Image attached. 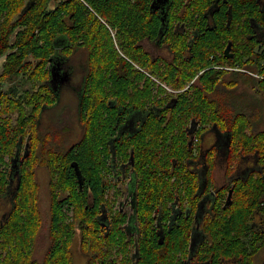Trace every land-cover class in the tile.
Instances as JSON below:
<instances>
[{"label":"trees","instance_id":"trees-1","mask_svg":"<svg viewBox=\"0 0 264 264\" xmlns=\"http://www.w3.org/2000/svg\"><path fill=\"white\" fill-rule=\"evenodd\" d=\"M199 2L166 8L161 22L151 0H0V77L13 80L0 90V165L16 172L13 202L0 225V264H74L76 248L85 251L84 264H111L120 235L115 229L99 235L94 220L99 202L115 199L111 167L124 165L132 152L138 198L152 190L172 198L174 169L196 161L191 122L226 132L224 152L211 156V147L206 165L243 166L249 160L264 167V11L256 40L248 37L249 24L237 21L241 8L253 10L251 0H231L229 24L221 10L207 28ZM194 24L200 28H185ZM143 38L161 47L160 54L150 55ZM227 39L237 52L231 58L222 54ZM75 60L83 64L73 87L82 131L67 144L69 126L51 135L39 128L38 118L58 99L62 82L54 79L69 75ZM133 111L143 122L133 133L118 132ZM25 137L30 145L19 159ZM38 167L47 168L44 191ZM8 183V173L1 172L4 191ZM237 188L226 207L228 233L237 223L245 229L254 209L264 213V179H246ZM41 193L49 200L46 215ZM227 232L216 247L229 256L247 262L264 250L262 234L241 240ZM38 238V248H45L40 258L33 255Z\"/></svg>","mask_w":264,"mask_h":264},{"label":"flooded vegetation","instance_id":"flooded-vegetation-1","mask_svg":"<svg viewBox=\"0 0 264 264\" xmlns=\"http://www.w3.org/2000/svg\"><path fill=\"white\" fill-rule=\"evenodd\" d=\"M196 1L151 0L150 6L157 15L156 19L163 22L167 13L166 8L171 7L170 9L174 10L176 7L181 10L185 4ZM199 1L200 5L204 7L206 28L212 26L216 14L218 15L221 10L225 12V15L227 14V24H229L231 0ZM250 5L253 10L249 9V5L241 8L237 21L247 22L250 29L248 37L258 40L261 29L258 20L259 12L264 11V0H251ZM185 28L192 31L200 26L194 24V26L188 25ZM228 43L229 48L226 51ZM141 45L150 55L160 54L159 48L161 47L148 38H143ZM257 47L258 41L254 50ZM235 53L237 52L234 50L232 41L227 39L222 48V54L231 58ZM63 66L66 69L65 65ZM71 66L73 69L69 76L72 75L70 83L74 87V84L80 79V70L83 64L75 60ZM63 82L61 92L66 86ZM70 92L72 93V91ZM54 104L44 109L38 118L39 128L42 131L45 130L46 133L50 132L51 135H55L54 129L59 128L51 124L44 126L42 119L54 109ZM142 117L143 115L139 111L131 112L119 126L118 132L133 133L138 124L143 122ZM189 125L191 130L188 132L190 131V142L194 144L193 153L196 155V161L193 165L174 169L177 175L173 179L178 182L170 185L172 198H165V193L159 195L157 191L153 190L140 194L144 197L138 198V184L134 180L132 152L129 156L131 160L124 162V165L115 162L116 166L113 164L111 167V174H114L116 181L113 182L111 188L115 199L108 200V203L106 201L99 202L98 213L94 218L95 228L99 235H107L114 229L120 235L121 246L117 247L114 259H110L111 264H264V250L254 253L250 260L245 262L239 257L229 256L225 248L216 247V240L226 237L227 230L223 222L226 217L231 216L226 207L232 203L237 187L243 184L246 179H252V182H258L260 178L264 179V167H258L249 160L247 165L243 166L206 165L207 158L210 157L208 151L211 147H214L211 156L216 152L219 155L224 152L223 140L226 137V132L209 126L202 129L199 123L194 125L191 122ZM196 142L199 143V147H195ZM29 145L28 137H25L18 150L16 148V157L21 159L25 152L24 149H27ZM10 169V165H0V171L8 173L9 181L5 191L0 184V225L5 212L13 202L16 172ZM126 176L127 181L124 183ZM144 186L148 187L145 184ZM246 186L250 187L251 184L247 183ZM40 190L44 191L41 187ZM109 192L110 190L105 195L109 196ZM48 210L49 200L47 212L44 215L48 213ZM238 222L242 223L243 221ZM245 224L247 226L244 229V224L237 223L236 229L230 230L227 234H232L241 240L254 239L259 234L264 236V213L259 214L258 209H254L251 215L245 219ZM71 250L74 251V264H84L85 257L81 252L85 251L78 248ZM44 251L45 248L36 249L35 247L33 255L40 258ZM96 259H98L97 256Z\"/></svg>","mask_w":264,"mask_h":264},{"label":"rangeland","instance_id":"rangeland-1","mask_svg":"<svg viewBox=\"0 0 264 264\" xmlns=\"http://www.w3.org/2000/svg\"><path fill=\"white\" fill-rule=\"evenodd\" d=\"M14 39V35H10L9 40L12 42ZM60 37H58L57 39H55V44L58 45L60 43ZM4 58H5V54L0 55V73L2 71L3 68V62H4ZM60 67L59 69H62L63 63H59ZM73 69V68H72ZM66 73V72H65ZM61 75V78L57 77L54 79L55 83H61L63 82V84H65L66 86H64V90L61 92V90H59L58 93V99L55 102V106L54 109L50 111V113L46 114L43 119H42V123L43 125H55V127L60 128L63 126V124H66L67 126L70 127V129L72 130L73 134L69 137L67 144L71 141H73L74 139L78 138L81 135V126H80V122L77 118V99L75 97L74 92L78 93L77 87H75V90L73 89V86L71 85L70 81L71 78L66 79V76H69L68 74ZM72 75H70L71 77ZM0 90H8L10 83L12 82L9 81H5V79H2L0 77ZM69 90V91H67ZM72 91V93L70 92ZM52 115V116H51ZM66 144V145H67ZM22 152V151H21ZM37 175H38V180L40 182V187L41 189L46 190L47 187V182L49 179L48 176V172L47 169L44 167H38L37 168ZM127 181V176L124 179V183ZM42 194V199L40 202L41 208L43 209V211L47 212V208H48V200L47 197L45 195V193H41ZM45 195V196H44ZM42 239L38 238L37 239V244H36V249L38 247H43L42 245ZM257 264V263H256Z\"/></svg>","mask_w":264,"mask_h":264},{"label":"water","instance_id":"water-1","mask_svg":"<svg viewBox=\"0 0 264 264\" xmlns=\"http://www.w3.org/2000/svg\"><path fill=\"white\" fill-rule=\"evenodd\" d=\"M32 1L27 2L26 5L24 6V8L21 10V12L23 13L25 11L26 8H28L31 5ZM229 48V43L227 44L225 50L227 51ZM226 54V53H225ZM227 55V54H226ZM12 167H15L14 163L12 164Z\"/></svg>","mask_w":264,"mask_h":264}]
</instances>
